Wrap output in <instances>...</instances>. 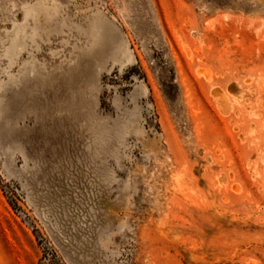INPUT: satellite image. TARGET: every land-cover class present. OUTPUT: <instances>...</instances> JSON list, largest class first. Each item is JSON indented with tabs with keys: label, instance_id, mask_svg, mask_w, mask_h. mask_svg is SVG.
Instances as JSON below:
<instances>
[{
	"label": "rangeland",
	"instance_id": "rangeland-1",
	"mask_svg": "<svg viewBox=\"0 0 264 264\" xmlns=\"http://www.w3.org/2000/svg\"><path fill=\"white\" fill-rule=\"evenodd\" d=\"M0 264H264V0H0Z\"/></svg>",
	"mask_w": 264,
	"mask_h": 264
},
{
	"label": "bare ground",
	"instance_id": "bare-ground-1",
	"mask_svg": "<svg viewBox=\"0 0 264 264\" xmlns=\"http://www.w3.org/2000/svg\"><path fill=\"white\" fill-rule=\"evenodd\" d=\"M187 55H188V53H187Z\"/></svg>",
	"mask_w": 264,
	"mask_h": 264
}]
</instances>
